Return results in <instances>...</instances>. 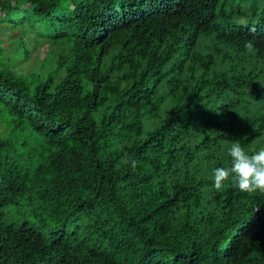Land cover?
<instances>
[{"label":"trees","instance_id":"trees-1","mask_svg":"<svg viewBox=\"0 0 264 264\" xmlns=\"http://www.w3.org/2000/svg\"><path fill=\"white\" fill-rule=\"evenodd\" d=\"M219 1L0 0L53 50L0 43V264H264V193L212 179L264 148V19Z\"/></svg>","mask_w":264,"mask_h":264},{"label":"rangeland","instance_id":"rangeland-1","mask_svg":"<svg viewBox=\"0 0 264 264\" xmlns=\"http://www.w3.org/2000/svg\"><path fill=\"white\" fill-rule=\"evenodd\" d=\"M223 0H220L221 5ZM22 7V5H20ZM236 10L243 11V14L235 13ZM21 13V12H19ZM264 19V0H226L225 5H223V13L217 18L218 21H229L231 23L239 25L256 24L257 22ZM0 26L4 28V32L0 34V43H3L6 49L9 51V56L12 59L11 63H15V71L21 72L23 75L35 76L36 71L41 65V61L44 57H53L52 47H48L47 44L41 43V41L34 43L33 35L23 34V29L20 25L14 27V25L9 23L0 22ZM25 27H28L25 25ZM12 35H16L13 39ZM22 39L26 45L27 49L33 50V56L29 59H22L21 50V40ZM35 45V47H34ZM200 40L197 46H201ZM15 50L13 51V49ZM32 65L30 69H22ZM48 66L56 68V64L52 61H48ZM54 68V69H55ZM5 129V127L3 128ZM6 130V129H5ZM23 150L28 151L29 146L23 148ZM35 151L37 148L34 149ZM36 156H34L35 158ZM33 209L30 205L22 202L20 205H9L4 208L5 220L6 221H22L27 219L34 222L39 230H45L46 226H39L37 218L34 217Z\"/></svg>","mask_w":264,"mask_h":264},{"label":"clouds","instance_id":"clouds-1","mask_svg":"<svg viewBox=\"0 0 264 264\" xmlns=\"http://www.w3.org/2000/svg\"><path fill=\"white\" fill-rule=\"evenodd\" d=\"M253 46L251 40L245 44L248 49H252ZM228 155L231 158V166L217 167L213 170L214 188L217 191L221 190L224 182L231 179L233 187L241 192L264 193V148L249 154L237 140L231 143Z\"/></svg>","mask_w":264,"mask_h":264}]
</instances>
